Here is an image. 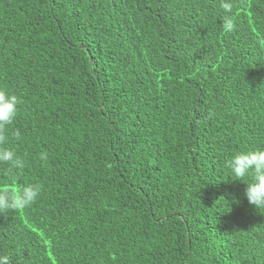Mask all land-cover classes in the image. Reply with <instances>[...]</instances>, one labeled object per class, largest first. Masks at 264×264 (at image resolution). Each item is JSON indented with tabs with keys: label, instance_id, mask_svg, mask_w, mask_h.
<instances>
[{
	"label": "trees",
	"instance_id": "obj_1",
	"mask_svg": "<svg viewBox=\"0 0 264 264\" xmlns=\"http://www.w3.org/2000/svg\"><path fill=\"white\" fill-rule=\"evenodd\" d=\"M0 0L19 98L0 188L11 264H264V209L224 159L264 148V0ZM47 152V161L40 154Z\"/></svg>",
	"mask_w": 264,
	"mask_h": 264
},
{
	"label": "clouds",
	"instance_id": "obj_2",
	"mask_svg": "<svg viewBox=\"0 0 264 264\" xmlns=\"http://www.w3.org/2000/svg\"><path fill=\"white\" fill-rule=\"evenodd\" d=\"M234 0H220L219 8L223 15L220 27L224 33L236 29ZM20 101L16 94L0 87V163L9 165V172L19 175L25 168L24 160L7 147V128L18 115ZM41 161H47V152L40 154ZM224 164L234 177L246 185L245 197L255 209H264V148L245 149L224 159ZM43 186L28 183L22 187L0 188V214L30 207L41 196ZM0 264H11L9 255H0Z\"/></svg>",
	"mask_w": 264,
	"mask_h": 264
}]
</instances>
